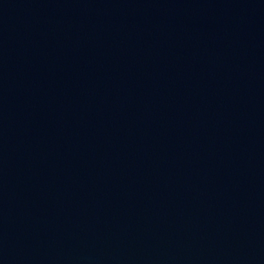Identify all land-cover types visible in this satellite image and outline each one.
Returning a JSON list of instances; mask_svg holds the SVG:
<instances>
[{
    "label": "water",
    "instance_id": "obj_1",
    "mask_svg": "<svg viewBox=\"0 0 264 264\" xmlns=\"http://www.w3.org/2000/svg\"><path fill=\"white\" fill-rule=\"evenodd\" d=\"M0 264H264V0H0Z\"/></svg>",
    "mask_w": 264,
    "mask_h": 264
}]
</instances>
